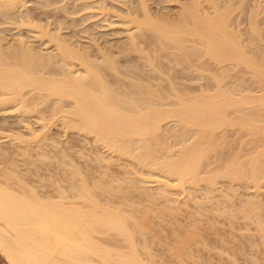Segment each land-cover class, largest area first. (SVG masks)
Returning <instances> with one entry per match:
<instances>
[{
    "label": "bare ground",
    "instance_id": "bare-ground-1",
    "mask_svg": "<svg viewBox=\"0 0 264 264\" xmlns=\"http://www.w3.org/2000/svg\"><path fill=\"white\" fill-rule=\"evenodd\" d=\"M28 1L30 0H0V15L5 19L9 18V21L14 20L13 23L17 21L16 26H32L35 29L28 26L29 32H33L31 35L37 37L36 39H43L44 46L50 43L48 45L53 49H39L38 46L37 49L32 42L26 41L22 34H18L11 41L7 40L4 45L1 41L4 37L0 34V109L14 108L20 114H25L27 111H33V107H39L43 98L44 101L40 102L42 104L49 99L44 106L45 112L42 108L36 110L37 116L38 111L49 115V121L43 116L44 113H40L37 119L41 122L40 128H29L26 137L20 135V131L18 134L12 131L13 136L8 132L7 136L16 139L15 146L20 143L21 148L17 147L21 149H17L19 153L24 152L23 148L31 141L39 147V143L43 145V142H51L50 132L44 127L53 119L55 124H61L65 130L82 135L86 138L84 140L91 142L96 151L97 147H102L106 155H102L105 153L99 150L92 160V163L98 164L97 174L86 171L89 167L84 172V168H80L81 162L79 167L78 164L75 166V160L74 165L71 164L73 161H66L70 159L68 156V159H64V167L68 166L69 173L75 180L72 181V176L69 177L72 180H69L67 175L64 178L71 182L67 187L64 186L65 188L57 187L56 193L51 196L40 195L35 188H27L18 182L17 169V172L10 171L11 169L3 170L5 176L0 179V253L5 260L9 264H162L166 260L171 262L172 257L174 261L170 264H178L185 256L191 254L196 244L198 248L201 234L195 230L198 225H190L185 219L186 225H181L180 221V225H177V222L172 225L174 222L170 215L175 216V212H178L175 210L179 206L174 205L175 198H172V195L181 193L183 201L179 202H184L186 206V200L191 199H187V196H193V191H204L203 193L208 195L225 185L224 183L227 184V189L219 190L223 193L228 190L224 196L230 195L231 200L238 193L237 188L242 183H246L247 188H250L249 196L241 201L244 203L242 207L235 202L231 205L240 206L239 211L242 213L249 210L247 207L251 208L250 213H245L255 222V230L259 233L257 235L262 237L260 238L264 244L263 213L258 211L261 201H264L260 199L262 196H259L264 187V43H261L262 48L259 47V50L255 43L264 41L256 19L259 10L263 12L264 3L261 4L260 0L257 2V5L261 4L258 5L260 9H257L256 4L252 5L250 25L247 28L249 31L246 29L250 36L245 39L242 33H239L240 30L234 29L231 24L234 21L233 4L245 5L247 0H184L180 3L177 14L170 18L165 15L167 13L160 15L158 12H151L147 0H134L136 3L133 1L135 4L132 6L131 0L129 6L122 0L125 6L121 8L118 5L120 7L117 10L121 12L118 11L120 13L116 15L117 20L120 17V23H126L127 28L132 25L131 29H124L127 33L125 32V41L121 43L122 48L120 43L118 44L121 49L118 48L120 50L117 52L123 53L121 56L125 54L120 62L118 53L115 55L105 48L97 57L92 53V57L84 46L74 45L64 34L62 36L63 32L57 31L60 29L59 24V28L51 32V28L44 27L46 25L33 23L34 20L32 21L29 14L20 15V11L19 15H15L20 8L26 10ZM51 1L54 2L50 0L49 3ZM86 1L88 0H84V4ZM203 1L206 7L205 3L202 5ZM122 2L120 3L123 4ZM87 3L85 8L91 6ZM96 6L102 8V5ZM26 11L28 13V10ZM111 11L113 13L114 10ZM237 26L236 28L239 27ZM133 29H136L135 32ZM137 32H141V38L137 37ZM152 37L160 39L162 44L157 45L158 40ZM142 38L143 42L149 44L156 40V45H153L159 50L165 47V43H173L170 47L175 45L181 51V62L185 63L186 60L189 68L198 72L189 77L204 79L200 90L194 92V88L186 85L177 87L175 79L186 78L181 73L174 75L170 70L173 76H169L167 72L166 78L162 77V73H153L154 70L157 72L156 66L160 62L156 64L157 57H152L153 54L149 57V52L146 53L147 50L143 49L145 47L138 45L140 40L137 39ZM130 52L135 55L133 53V57L131 54L128 56ZM179 54L175 56L176 61ZM134 57L139 60L142 58L144 65L133 63L134 59L136 60ZM213 63L216 65V73L211 76L210 64ZM75 65L78 68L75 69ZM184 67L186 68V65ZM234 67H240V70L249 73L251 81L240 87L241 85L227 80L229 85L232 84V87L227 88L223 86L227 81L224 80V83L222 78L230 74ZM209 75L216 81L217 88L214 86V91L209 88ZM237 76L236 74V78L240 75ZM33 97L35 102L38 98L42 99L34 105ZM44 118L47 123L43 121ZM228 130L230 133L231 130L238 131V136H241L240 132L244 133L247 139L244 136L245 140L242 137L243 140H239L247 144L251 142L252 149L247 153L248 156L245 155V160L241 159L238 153L231 152L225 162L220 164L217 163L220 160L217 154L227 143L226 137L230 135L225 134ZM235 135L234 140L237 139ZM55 144L56 141L54 146L52 145L53 148L56 147ZM38 153L33 162H45L46 153H43L45 156ZM29 155L31 154L25 155V158ZM27 158L28 161L32 160L30 156ZM115 160L121 162L122 167L117 166L120 168L118 171L115 166L118 161ZM60 162L62 163L61 160ZM60 183L63 181H59V185ZM136 189L140 191H134ZM196 193L198 195V192ZM132 195L139 198L133 199ZM230 197L226 200H230ZM224 205L223 212L232 207L227 204L225 209ZM173 209L174 214L171 211ZM174 218L176 221L179 219ZM164 229L169 232L168 234L165 231L164 241L170 240L167 241L166 247H163L161 242V253L167 249L171 256L165 254L169 259L160 263L155 257L160 254V251L156 250L160 245V236L165 238ZM163 255H158L157 258L161 257L163 260ZM191 259L193 260L192 255ZM233 261L230 263L237 264Z\"/></svg>",
    "mask_w": 264,
    "mask_h": 264
},
{
    "label": "rangeland",
    "instance_id": "rangeland-1",
    "mask_svg": "<svg viewBox=\"0 0 264 264\" xmlns=\"http://www.w3.org/2000/svg\"><path fill=\"white\" fill-rule=\"evenodd\" d=\"M49 1L50 0H30V1H28L29 3L27 4L28 8L27 7L25 8L26 10H28V13H27L26 10L24 11V10H22L20 8L21 10L20 9L17 10V12H15L17 14H15V15H19L20 13H21L20 15H22V13H24V15L29 14V17L32 19V21L34 20L33 23L37 22V23H41L42 26L46 25L44 27H46V28L48 27V29L51 28V30H50L51 32H52L53 29L56 31V28L57 27L59 28V26H60V29L57 28L58 29L57 31H59L61 33L63 32L62 36L64 34V37L65 38L67 37V39L69 38L68 39L69 42H71L74 45L77 44V46H80V45H81V47L84 46L83 48L88 49V51L90 52L92 57H93L92 53L94 54V57H97L100 54L101 50H104V48H105V50L107 49V51H109V52L111 50V53H114L115 55L118 53L119 54L118 55L119 58L116 57L115 55L114 56L116 58L120 59V62L125 57L124 56L125 54L123 56H121L123 53H119L117 51H119L122 48V46H123L122 44H123V41H125L124 39H125L126 33H127L126 30L128 28H130V26L132 24L131 25L128 24L130 26L127 28L126 27V25H127L126 23H124V24L120 23V21H119V20H121L120 17L117 20V16L116 15H118V13L121 12L120 10H117V8H119L120 6L122 8L126 4H127V6H129L131 2H132L131 3V6H132L134 2L136 3V1L131 0V2H130V0H127V1L123 0L125 2V5H124V2H122V0H100L101 2H103L102 4H101V2L99 0H93V1L92 0L91 1L88 0V1L85 2V4L88 2L93 7L90 6V7H87V8L84 7V5H85L84 4V0L83 1H81V0H57L56 1V0H54L53 3H52V1L49 3ZM182 1H184V0H147V3H148V6L150 7L151 12H153V13L158 12L160 15L162 13L163 14L167 13L165 15H168L169 18H170L171 16H173V15L175 16L177 14L176 12L179 11L178 8H180V3ZM234 1L235 0H233V2ZM258 1L259 0H255V1L254 0H247V1H245L246 4L244 3L245 5H242L243 3L242 4L239 3V5L235 3L237 8L233 4V6H234V12H233L234 21H233V23L231 22L232 23L231 26L234 29H236V30L238 29V31L240 30L241 32L239 31V33L240 34L242 33L241 35H242L243 38L245 37V39L249 38V36H250V34L247 32V31H249V29H247V28H249V25H250L249 17H251L250 14L252 13V12L250 13V11L252 10V5L256 4L257 9H260V7H258V5H261V4L264 3V0H262L263 2L260 0L259 2L261 4L257 5ZM92 2H94V3H92ZM95 2H97V3H95ZM120 2H122L123 4H121ZM253 2H254V4H253ZM204 3L205 2L203 1L202 5ZM250 3H252V4H250ZM106 4H107V6H106ZM62 5H64V6H62ZM82 5H83V8H82ZM96 5H102V8H101V6L98 8V6H96ZM110 5L113 6V7H111ZM116 5H117V7L115 8ZM118 5H120V6H118ZM240 5H242L241 8H240ZM76 6H78V7H76ZM204 6L206 7V3H205ZM106 7L107 8L109 7V8L107 9ZM66 8L68 9V11L72 10V9H74L75 11L72 10V12L69 11V13H68V11L66 12V10H67ZM103 9H104V11H103ZM156 9H159V10L157 11ZM177 9H178V11H177ZM107 10H109V11H107ZM111 10H114L113 13H112ZM116 10H117V12H116ZM161 10H162V12H160ZM106 11H107V13H106ZM118 11H120V12H118ZM262 11L263 12H261V9L259 10V13H258L259 15L257 14L256 19H257V25H259L258 29L260 28L259 31L264 36V10H263V8H262ZM18 12H20V13H18ZM29 12L31 13V15H30ZM172 18H174V17H172ZM237 18H239V19H237ZM4 19H5V17L0 15V34L2 35V37H4V40H1L4 45H5L6 42L11 41L18 34L19 35L22 34L26 41L28 40V42H32L35 45V47L38 46L39 49L40 48L42 49V47H43V49H47V48L49 50L53 49L51 46L48 45L50 43L46 42L47 44H45V46H44L43 39H40V38L36 39L37 37L34 38L31 35V34H33V32H31V31L29 32V27L33 28L32 26H29V25L26 26L24 24H22L21 26H16L15 22H17V21H15L13 23L14 20H11L12 21V23H11V21H9V18L6 17V19L5 20ZM36 20H38V21H36ZM113 21H114V23L111 24V22H113ZM115 22H117L119 24H117ZM247 22H248V24H247ZM109 23H110V25H109ZM58 24H59V26H58ZM237 24H238L239 27L237 26ZM17 25H19V24H17ZM236 26L238 28H236ZM86 28L88 30H86ZM239 28H242L243 30L239 29ZM33 29H35V28H33ZM124 29H126V30H124ZM246 29H247V31H246ZM133 30L132 31L135 32L136 29H133ZM101 33H103V34H101ZM137 33H139V34H136L137 37L141 38L142 37L141 36V32H137ZM152 38H155V37H152ZM155 39L158 40V38H155ZM74 40H76V42H74ZM137 40H140V42L137 41V42L140 43L138 45H142V47H145L143 49H145V51L147 50L146 53L149 52V57L152 54H153L152 57L153 56L157 57L156 64L160 62L159 64H157L158 66H156L157 69H158L157 72H155V70H154L153 73H158V72H159L158 74L162 73V75L163 74L164 75L163 76L161 75V76L165 77V78L169 74H171L172 72H173L174 75H180V73H181V75L185 76L186 78H180L179 80L175 79L176 83L178 82V84L175 83V85H177V87L181 88L182 85L183 86L186 85V86H188L190 88H194V92H198V90H200L199 88L204 83V79H202L203 80L202 81V80H200L202 77H197V78H190L189 77L193 73L196 74L198 72L196 70H193V68L190 69L189 66L186 63V60H184L186 64L182 63L183 61L181 62L182 58L181 59L179 58V56L181 55L179 53H181V51H179V49L175 45L173 47H170L173 43L172 44L165 43V45H164L165 47L162 48V50H159V48L155 46L156 45V40H154V39H152V41L154 40L153 43H150V44L147 43L146 41L143 42L144 38L137 39ZM262 41H263V39H262ZM78 42H82L83 45L80 44V43L78 44ZM157 42L159 43L157 45L162 44L160 39ZM89 43H90V46H88ZM255 43L257 44L256 46H258V50H259L260 49L259 47L262 48L261 45L264 43V41L261 42V40H260V41H258V43H257V41H255ZM255 43H254V45H255ZM114 44H116V45H114ZM118 44L121 46V48H120V46ZM153 44H155V45H153ZM46 45H48V46H46ZM143 45H145V46H143ZM254 45H253V47H254ZM114 46H117V47L114 48ZM153 46H154V48H153ZM38 47H37V49H38ZM111 47H113V48H111ZM139 47H141V46H139ZM118 48H120V49L118 50ZM155 48H157L158 50H155ZM96 50H97L98 53L95 52ZM133 53L134 52H132V54H131V52H130L128 54V56L131 54L130 56L133 57ZM167 53H168V55H167ZM169 54H170V56H169ZM172 54H174V56ZM176 54H179V55H177V61L175 59L176 58L175 57ZM11 55H12V53H11ZM134 55H135V53H134ZM162 55H163V57H162ZM158 56L162 57L163 59L162 58H158ZM180 57H182V56H180ZM134 58H136V57H134ZM140 60H139V58H136V60L134 59L133 63H136V62L138 64L142 63L140 65L143 66L144 65L143 61L144 60L142 59L141 60L142 62ZM162 61H163V63H162ZM168 64H170V66ZM171 64H172V66H171ZM185 65H186V68L184 67ZM174 66H177V68H175ZM73 67L75 69L78 68L77 65H75ZM183 67L185 68V70H184ZM210 67H211V69L209 71L210 72L209 74L212 76L213 74L216 73V68H215L216 65L213 63V65L210 64ZM160 68H161V70H160ZM239 68L240 67H234L233 69H231L230 74H227L226 76H224L222 78L223 79L222 81L224 82V80H225V82H226L227 80H229L230 82H232L234 84H237L238 86L241 85L240 87H242V85H244V84L249 83L251 81V79H250L251 77H249L250 75H248L249 73H247L246 71L244 72V71L240 70ZM186 69H188V70H186ZM165 70H166V72H165ZM170 70H171V73H170ZM165 73H167L168 75L165 74ZM173 74H171V75L173 76ZM236 74L238 76L240 75L239 76L240 79H238L239 78L238 76H237L238 78L235 77ZM211 76H210V80H209V88H210L211 91H214L215 87L217 88V86L215 84L216 83L215 79L213 80V77H211ZM183 79H185V80H183ZM198 80H200V81H198ZM229 81H227L225 85H223L225 82L224 83L221 82V84L223 86L227 87V88H229V86L232 87V84L229 85ZM253 87H255V86H253ZM253 91H255V89ZM41 99L42 98H38V100H41ZM35 100H36L35 98L32 100V101H34V103H32L34 105L36 103H38V100L36 102H35ZM43 101H44V98H43ZM40 102H39V107L37 106L38 104L36 106H37L38 110H40L42 108V110L44 111V109L46 108V107L44 108V106L46 105L47 100L45 101V104L44 103L42 104ZM48 102H49V99H48ZM32 107H33V105H32ZM34 108L35 107L32 108L33 111H30V112L27 111V112H25V114H20L14 108H5V109L3 108V110L0 109V179L1 178L4 179L3 175L5 176V174H4L5 172H3V170L4 171L5 170L8 171V169H11L10 171H13V172L14 171L15 172L18 171L17 172V174L19 175V179H17L18 182H21L27 188H32V189L35 188L37 190V191L36 190L35 191L39 192L40 195L41 194H44V195L47 194L46 196H51V195H53L52 193H54V194L56 193V191H57L56 188L57 187H59L61 189H62V187L65 188L64 186L67 187V184L69 182H71L69 180H72V179H73L72 181L75 180L73 178V175L69 173V170L67 168L68 166L67 167L65 166L66 169H64L65 168L64 167V163L66 165L65 160L68 159V156H69L70 159H68L66 161H69V160H71L69 162L73 161L71 164L75 163V161H76L75 166H76V164L79 165V162H81L80 165L81 164L82 165H81V167L79 165V167L80 168H84V172L89 167V169L86 170V171H88V172L90 171V173H96L97 174V172L99 171L98 170V166H97L98 164L95 163V162L92 163V160L94 159L95 155L97 153H99V150H100V152L102 151L103 153H105V154H102V155H106V152L103 151L102 147L100 149L97 147V151H96V149H94V147L91 144V142H89L88 140L87 141L84 140L86 138H84L82 135L80 136L79 134H76L75 132L71 133L69 130H65V128H63V126L61 124H58V125L55 124L54 123L55 121L53 122V119H50V122L47 123L49 121V118H47V117H49V115L47 114L48 116H46V114L44 113L45 111L44 112L38 111V113H39L38 116H40V113L41 114L44 113L43 116H46L48 121L45 118L43 119V121L45 120V122L47 123V126H45L44 128L48 132H50L49 133V137H52V139L51 138L50 139H51V142H53V144H51L50 140L48 142L46 140L47 143L43 142L44 143L43 145H42V143L41 144L39 143L38 145H41L42 147L41 146L38 147V146H36L37 145V143H36L37 141L36 142L34 141L36 143V145H34L32 143V141L30 140L31 142L30 143L28 142L26 144V145H28L29 148L26 147V145L23 148V150H25L24 151L25 153L28 152L29 154H31L29 156H30V158H32V160H29V161H28L29 158H27L29 156H26V158H25V155H27L28 153L24 154L23 151H22V153L21 152L19 153V151H17V149L21 151L20 143H18L19 144L18 146H15V145H17V143L16 144L14 143L15 142L14 140H16V139L14 137H13L14 139L13 138L11 139V137L7 136V134L11 133L12 131L14 132V134H15V132H17V134H18V132L20 131L21 132L20 135H22L24 137L25 134L26 135L28 134L29 128H31V127L33 129H35L36 127L40 128V123L41 122L39 120H37L38 119L37 111H36L37 108L36 109H34ZM51 124H53V125H51ZM49 125H51V126H49ZM47 127H49V129ZM228 131L229 132H226V134H225L226 136L230 135V136H228L229 138L226 137L227 143L225 144V147L223 145V148H221V151L219 152V153H221V155L219 153L217 154V157H219L220 160H221V161L218 160L217 163H220V164H223L225 162L226 158L231 154V152L232 153L235 152V154L238 153V155H241V159L245 160V158H247V157H245V155L248 156L247 153H249L251 151V149H252L251 142L249 144H247L244 141L240 142L239 138L240 139H242V138L244 139V136H246L244 133L240 132L241 136H238V134H237L238 131L231 130V133H230V130H228ZM12 133H11V135H12ZM227 133H230V134H227ZM26 135H25V137H26ZM234 135L237 136L236 140H234L236 138V137H233ZM231 136H232V138H230ZM53 139L56 141V144H55L56 147H54V148H53V146H54L55 141H53ZM245 139H247V136L245 137ZM17 141H19V139H17ZM235 141H236V143H235ZM242 143H244V144H242ZM30 144H32V145H30ZM17 147H20V148H17ZM80 147H82V148H80ZM249 147H251V148H249ZM2 149H3V151H2ZM35 149L38 150V151H35ZM14 150H16L17 152L14 151ZM79 151H81V152H79ZM38 152H41V153H38ZM243 152H245L246 154L243 153ZM33 153H35V154H33ZM37 153L39 155L40 154L44 155L43 153H46V156H47L45 158L46 161L44 162V160L41 158V160H43V161H38L36 159L37 161L33 162L35 157L37 158V155H36ZM23 154H24V156H23ZM64 154L67 157H65ZM42 155H40V156H42ZM40 156H39V158H40ZM59 156L61 158H59ZM62 156H64V158ZM221 157H222V159L223 158L224 159L222 160ZM58 159H60L62 161V163L60 162V160L58 161ZM84 159H85V161H83ZM87 159H88V161H87ZM115 161H118V160H115ZM114 163L116 164V162H114ZM34 164H35V166H34ZM56 164H57V168H56ZM60 164H61V166H60ZM84 164H87L88 166L84 165ZM120 164H121V162L118 161L117 164L115 165L116 168H117V166L121 168L122 166ZM78 165H77V167H78ZM37 166H39V167H37ZM13 167L15 168V170H12V169H14ZM4 168H7V169H4ZM60 168L61 169L63 168L65 171L63 169L61 170ZM120 168H117V171ZM16 169H17V171H16ZM58 172L61 173V174L59 175ZM67 175H68V178L70 176H72L71 177L72 179L69 178V180H68V178L67 179L64 178ZM57 179H58V184H56L57 183ZM59 181H61V182L63 181V183H65L64 181H67V182L65 184L60 183V185H59ZM16 183L17 182H15V184ZM224 184L225 185L220 186L221 189L223 188L222 189L223 191L227 189V184L226 183H224ZM55 185H56V187H55ZM224 187H226V188L224 189ZM220 188L216 189L215 190L216 192L213 191L211 193H208V195L203 193L204 191L203 192H201L200 190L199 191H195V192L193 191V193H194L193 196L194 197L192 195L191 196L188 195V196H190L188 198V196H187V199H190V198L191 199L188 200V201L186 200V206H185L184 202L180 203L181 201H183V198L181 197L182 196L181 193H180L181 196L179 195V193L172 195V198H175L174 199L175 202L173 201L175 203L174 205H179L178 206L179 209L175 208L176 209L175 211H178V212H175L174 209L171 210V211H173L172 214H174V212H175V216L170 215V216H172V222H174V223H172V225L173 224L175 225L176 222H177V225H180L179 221H180L181 225H184L186 223L185 220H187L190 225H192V223H193V225H195V226H197V225L200 226L199 228H198V226L197 227L194 226V227L196 228L195 230H197V232L199 234H201V237L198 239L199 243H200V244L198 243V248L200 250L199 251L197 250L198 248H196V246H197V244H196V246L194 248L195 251L193 249L189 256L187 255V256H185V258H184V256L181 257V260L183 258H184V260H182V262H180V263H178V262L177 263L178 264H181V263L182 264H185V263L186 264H194V262H195V264H197V262H198V264H216V263L217 264H231L232 263L231 260L233 261L234 259H236V261L234 260L233 262H235L237 264H264V244L262 243V240H261L262 237L257 235L259 233H258L257 230H255L256 229L255 222L252 220L251 217H249L248 213H245V212H249L250 213L251 208L247 207V209H249V210H245L244 213L239 211L240 210L239 207L243 203V202L241 203V201L244 200L243 198H246L247 196H249V194H250L249 192H251L250 188H247V184L246 183H244V185L242 183L241 186H239L237 188L238 189V191H237L238 193L235 196H233L232 200H231L230 195H225L226 197L224 196V194H226L229 191L227 190V192L225 191L226 193L225 192L223 193L222 190H219ZM137 190H139V189H136L134 191L137 192ZM261 191H262V193H260L259 196L261 195L262 197L260 196L261 198L260 197L259 198L261 200H264V187L261 189ZM196 192H198V195H197ZM48 193L50 195H48ZM133 193H135V192H133ZM191 194H192V192H191ZM136 195H137V193H136ZM136 195H135V197L139 198ZM196 196H197V198H196ZM205 196H208L209 198L205 197ZM135 197H133V195H132L133 199H135ZM229 197H230V200L229 199L226 200V198H229ZM179 200H180V202H179ZM195 200H196V202L194 203ZM161 201H162V199H161ZM190 201H192V202H190ZM177 202H178V204H177ZM197 202H198V204H197ZM234 202L236 204H238V205L240 204V206H237L235 204L231 205V203H234ZM157 203L159 204L160 202H157ZM262 203L264 204V201L263 202L261 201V205H259V207H258V208L262 209V211H260V209H258V211H259V213L261 212L260 214L263 213V215H262L263 219L262 220L264 222V206H263ZM183 204H184V207H182ZM224 204L225 205H227V204L229 205L230 204V206H232L231 209H226ZM180 205H181V207H180ZM222 205H224V208L226 209V212H223ZM163 206H164V204H163ZM261 206H262V208H261ZM217 207H219V208H217ZM226 207H228V206H226ZM160 208L162 209V207H160ZM181 208H182V210H181ZM236 208L238 209L237 210L238 212L236 211ZM199 209H200V211H199ZM171 211H170V213H171ZM184 211H187V212H184ZM192 212H193V214H191ZM187 213H189L190 215L187 214ZM229 214H233V215L235 214V215L231 216ZM184 215H186V216H184ZM180 216L183 217V218H181ZM174 217H177L176 219H178V218L179 219L176 221ZM187 217L188 218L190 217L193 222L191 220H189L190 218L188 219ZM183 221H185V222H183ZM190 221H191V223H190ZM164 222L166 223V221H164ZM189 224H188V226H189ZM263 225H264V223H263ZM165 231L166 230L164 229V232ZM166 232H168V231H166ZM166 232L164 234L165 238L163 237V235L160 236L161 239L159 238V242H160L159 243L160 245H158L159 248L161 246V242L163 243V247L164 246L166 247L167 241L170 240L169 238H167L169 240L164 241L166 239ZM202 233H205V234L202 235ZM168 234H169V232H168ZM204 237H205V239H204ZM162 238H164V239H162ZM201 238L204 239V240H201ZM155 245H156L155 247H157V244H155ZM163 247L160 248V250H159V248H157L156 252L160 251V252H158L160 254H157V256L155 255L156 256L155 258L157 260L159 259L160 263L162 261L164 262L165 259H169V258H167L168 256H166L167 253L169 255L171 254V252L169 250L167 251V249H165L166 253L165 252L161 253ZM193 252H195V253L192 254ZM161 254L162 255L164 254L163 255V260H162L161 257H160L161 259L157 258L158 255L161 256ZM191 255H192V258H193L194 261L191 259ZM188 257H190V258H188ZM173 259L171 257V262H172ZM185 260H186V262L184 263ZM171 262H170V260L169 261L166 260V262H164L162 264H165V263L166 264H170ZM227 262H229V263H227ZM0 264H9L8 261L5 260L4 256L1 253H0Z\"/></svg>",
    "mask_w": 264,
    "mask_h": 264
}]
</instances>
